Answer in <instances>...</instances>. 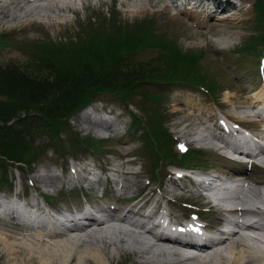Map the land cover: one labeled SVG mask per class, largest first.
Returning <instances> with one entry per match:
<instances>
[{
	"label": "rangeland",
	"instance_id": "rangeland-1",
	"mask_svg": "<svg viewBox=\"0 0 264 264\" xmlns=\"http://www.w3.org/2000/svg\"><path fill=\"white\" fill-rule=\"evenodd\" d=\"M85 1H88L89 5L79 7L80 5L76 3L79 10L77 9L75 12L71 9L67 10V6L58 8L56 4H52L53 9H46L51 13L53 10L57 15L64 16V24L54 22L52 19L47 21L42 19L43 23L41 24L23 25L24 21L18 22V20L9 19V8L8 10L5 8L6 11H3L4 8H2L0 10V66L4 67L6 63H15L19 66L18 68L30 65L32 63L31 50L36 49L35 46L40 45L39 42L42 41H52L68 47L72 46L74 41H78L80 36H82L80 39H84L90 30L108 35L111 28H114L115 20L128 29L134 27L136 23H140V20L145 19L152 22V25L155 24V30H153L155 34L153 35H163L167 41H170V46L174 44L182 54L199 55L201 52L202 58L198 59L195 68L190 69V73H187V69H181V71L174 69V54H171L170 49L163 50L159 45H145L137 50L129 51L120 59L119 64L115 65L114 71L132 72L138 70L137 74L140 77L151 80L141 84L143 87L139 88L140 91L132 94L127 100L108 92L99 93L96 96L94 94L92 96H95L94 102L92 101L88 106L69 117L66 121V128L64 131L58 132L59 139L57 138L52 144V140L51 142L47 140L50 135L47 124L51 122V119L37 111L29 114L21 112L15 121L11 120V124L19 130L17 136L13 137V141L17 140L20 144L26 142L27 147L32 150L36 149V152L27 157L26 161L30 163L28 165L23 163L21 165L0 156V179L5 176L8 182L7 184L0 182L1 197L7 198L12 195L13 185L16 186V190H19L18 196H23L26 201L30 197L26 196L27 193L31 197H35L34 195L40 193L58 192L61 179L68 174V164L71 160L77 166L94 167L95 171L105 165L116 170L119 167H135L139 170L137 174L123 176L125 183L130 184V186H126L125 191H133V193L150 183L148 177L151 174V163L157 161L159 177L156 178L155 183H158L155 186L159 187L161 193L171 198L175 190L170 186V178L163 175V172L168 171L167 168H169V166L162 165L167 158L159 160L158 154H156V150L160 148L159 143L158 146H146V140L142 135L147 130V123L154 129L159 125L173 137V141L176 139L175 142L186 143L189 147H194L190 141L194 138V134L200 135L201 125L210 123L217 112L226 113L253 129L263 126L262 120L256 121L250 117V106L247 109L240 107L244 104L242 101H248V97L256 96L264 74L261 71L259 59L260 52L264 50V23H259L258 11L256 7L250 5L252 0H235L237 5L227 7L230 9L227 14H215L214 11H211L215 4L209 3L207 8L209 12L202 11V19H204L198 24L188 14L195 13V11L187 12L169 6L165 7L163 6L165 0H139L145 6V10L141 9V5H136L139 1L133 2V0H106V3H103L102 0ZM97 6H100L99 9ZM186 7L195 8L192 3ZM17 11L19 12V10ZM8 19L10 23L7 21ZM8 23L21 26L9 30L6 28L9 26ZM160 32L164 34H160ZM254 38H257V45L254 46L255 50L252 51V54L245 55L240 53L241 51L240 54L234 53L235 49L249 44ZM6 39L9 40L8 44L1 43ZM46 74L47 71L42 70V76ZM185 74H188L187 77L184 76ZM202 76L212 82L214 92L208 93L202 85L193 84L204 82L196 79H203ZM48 78L52 80V74L48 75ZM182 80L197 82L191 84ZM201 84L210 88L209 83ZM3 98L0 96V99ZM108 102L117 105L123 104L126 108L130 103L132 111L140 118V121L122 135L116 134L111 138V135L114 134L111 129L100 131L96 129L99 127L97 121L94 122V120L86 118V114H90L94 118L99 116L108 119V113L103 112ZM200 109L203 111L201 112ZM24 115L26 120L22 122ZM120 118L126 123L125 114ZM85 138H90L93 142L86 144L82 140ZM170 149L177 152L178 147L171 141ZM196 161L198 163L195 164L197 165L195 167L202 168L214 164L213 161L220 163L221 160L213 152H202L191 160L193 164ZM49 172L58 175L54 182H52ZM39 182L44 184L45 191L41 190ZM150 185L153 187L154 184ZM247 185L242 187L245 196L252 197L253 203L261 200V196L257 197L252 191L253 189ZM256 188H261L262 194L260 195L264 194L263 185L260 187L258 185ZM168 190H172V192ZM127 194L129 193L125 195ZM79 195L81 194L73 192L69 194V197L79 198ZM85 198L89 197L85 195ZM183 201L187 202L185 199ZM259 202L262 204L263 201ZM120 203L123 204V202ZM24 229L22 226L12 227L0 224V231L11 230L20 233V236H27ZM126 233L128 232L123 234L125 237L128 235ZM254 234L264 240V231H261V234ZM28 237L31 236L28 235L25 238ZM0 239V264H41L39 261L30 260L24 254L14 253L15 250H10L5 243L6 238L1 237ZM19 239L21 238H17L18 241ZM7 241L13 242V240ZM87 241L89 240L86 239L83 243L76 242V244L79 245L78 247L80 245L82 247L83 244L88 243ZM257 248H263V243L258 242ZM16 254L19 255V258L15 256ZM48 258L50 257L48 256ZM173 259L175 258L173 257ZM200 260L201 258L198 261ZM210 260L212 259L209 258ZM128 262H130L129 259L125 260L124 264H128Z\"/></svg>",
	"mask_w": 264,
	"mask_h": 264
},
{
	"label": "trees",
	"instance_id": "trees-1",
	"mask_svg": "<svg viewBox=\"0 0 264 264\" xmlns=\"http://www.w3.org/2000/svg\"><path fill=\"white\" fill-rule=\"evenodd\" d=\"M255 6L261 19L264 20V0H255ZM113 23L114 28H111L108 35L90 30L84 39L75 41L72 46L65 47L52 41L39 42L40 45L31 50L32 63L24 68H18L19 66L15 63L0 66V96L4 97L0 99V123H2L0 156L28 164L27 157L36 152V149L27 147L26 142L25 145L17 140L13 141V137L17 136L19 130L7 122L16 118L21 112L29 114L37 111L51 119L48 132L52 140V132L57 133V130L64 128L66 117L95 98L97 94L108 92L126 100L135 92H139V88L143 87L141 84L151 79L140 77L137 74L138 70L114 71L115 65L119 64L120 59L131 50H137L145 45H159L163 49H170L171 54H174V69L179 71L187 69V73L195 68L200 58V53L199 55L182 54L174 44L170 46V41H167L163 35H153L155 33L152 22L141 20L129 29L116 20ZM255 45H257L256 40H252L243 49L249 53ZM42 70H46L47 74L42 76ZM50 74H52V80L48 78ZM187 75L184 76L187 77ZM192 75L194 76L193 73ZM202 78L196 79L207 82L206 78L203 76ZM197 81L187 80L186 82L192 84ZM199 83L202 82L193 84ZM94 94L95 96L92 97ZM25 120L24 115L22 122ZM145 139L149 144H161L163 156L171 154L167 151L170 136L159 125L154 129L147 123ZM189 154L188 152L181 155L179 160L183 161ZM171 158L176 159L177 155L173 154ZM6 180V177L2 176L0 182L5 183Z\"/></svg>",
	"mask_w": 264,
	"mask_h": 264
},
{
	"label": "bare ground",
	"instance_id": "bare-ground-1",
	"mask_svg": "<svg viewBox=\"0 0 264 264\" xmlns=\"http://www.w3.org/2000/svg\"><path fill=\"white\" fill-rule=\"evenodd\" d=\"M138 1L139 0H133V2ZM52 4H56V1L52 0ZM136 5H141V9L145 10V6L141 1H139ZM2 8H4L3 11H6L5 8H7V10L9 8L8 12L10 17L15 15V11H22L23 15L18 18V22L25 20L26 15L30 14L32 11L42 10V6L39 4L25 6V4L20 0H9L8 3H0V10ZM46 9L50 10L53 9V7L48 5L45 7V10ZM188 14L193 19H195L196 23L198 24L197 16L199 13ZM48 17L54 22H62L65 19L64 16L57 15L53 10L52 13L49 11ZM9 19L7 21H9ZM80 38H82V36H80ZM257 97H259L258 93H256L255 96L256 100L258 99ZM242 102L244 104L240 106L241 108L243 107L247 109L249 106L250 108L254 106V102L250 97H248V101ZM200 111L202 112L203 110L200 109ZM86 116V118L89 120H94V122L97 121L99 127L96 129L100 131L110 129V127L113 125V123L105 117L100 118L98 116L94 118L90 116V114H86ZM84 127L86 128V126ZM211 136L213 140H218L216 133H213ZM209 144L216 146L217 149L225 148V146L213 144L212 141H210ZM215 151L217 152V150ZM124 153L121 154L124 155ZM214 154L224 162L227 160V158L224 156L221 157L217 153ZM236 168V170H243V167L240 166ZM85 169L86 166H84L82 170L85 171ZM122 172L125 175H133L138 173L137 169L133 167L126 168ZM48 174H50L52 177V182L58 178V175L54 172H49ZM83 177L84 179H87V176ZM244 178L253 184L262 183V181L255 177L252 173L246 174ZM64 182H74V178H62L60 183L62 184ZM39 186L41 187V190L45 191L44 184L42 182H39ZM127 186H130V184H127ZM249 188L253 189L252 191L257 197L261 196L260 199L263 201L261 203L264 204V195H260L261 192L259 189L253 187ZM145 197L147 199L151 198L149 193H145L142 199ZM252 200L253 198L249 196L245 202L247 204L253 205ZM138 203L139 201L136 202L135 205ZM12 214L13 207L11 210V215ZM245 214H254L262 219L264 218V206L263 209H246ZM5 215L8 216V211L5 212ZM148 221L149 217H143L141 214H139V212L136 211V209H134L133 206H129L122 211H113L109 220H105V222H99L97 227H90L87 230H85L86 227L76 228L75 230L78 231L76 232L74 239L55 232L56 229L54 228L45 230L41 227H38V231L27 234V236H31L28 237L31 238L29 240L28 238H25L27 237L26 235L20 236V233L12 232L11 230H1L0 238H6L5 243L8 245L10 250H15L14 253L19 252L24 254L28 256L30 260H33L34 262L39 261L41 264H122V262L124 264L125 260L128 261V259L130 261L128 264H223V262H226V264H260L256 263V261L264 258V252H260V250L249 248L236 250L234 246L230 245L232 242L231 240L221 241L219 243L220 246L215 251H211L212 253L208 252V254L203 257L200 256V253L191 250L193 249L191 245L184 244L178 239L167 234L157 232L154 226L150 225ZM248 227L254 231H261L264 229V225L261 222H255L253 225H248ZM124 228L126 230H123ZM81 231H83V233L78 234ZM100 232L105 233V235H101ZM124 232H128L126 233V235L128 234L126 237L123 235ZM89 237L92 238V240H90ZM17 238L21 239L18 241ZM86 239L89 240L87 241L88 243L83 244L82 247L80 245L81 248L78 247L79 245H77L76 242L83 243ZM253 239L258 240L259 238L255 237ZM253 239L249 238V240ZM7 240H13V242L10 243ZM233 243H236V241H233ZM238 243L239 242H237V244ZM204 248L207 249V247ZM204 248L201 247L197 250L201 252L207 251ZM233 252L234 254H232ZM15 256L19 258V255L16 254ZM48 256L50 258H48ZM199 258H201L200 261H198ZM209 258L212 260L215 259L216 261H209Z\"/></svg>",
	"mask_w": 264,
	"mask_h": 264
}]
</instances>
